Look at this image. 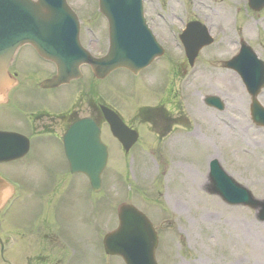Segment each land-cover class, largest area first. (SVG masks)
Segmentation results:
<instances>
[{"label":"rangeland","instance_id":"374dc122","mask_svg":"<svg viewBox=\"0 0 264 264\" xmlns=\"http://www.w3.org/2000/svg\"><path fill=\"white\" fill-rule=\"evenodd\" d=\"M69 1L76 7H81L84 5L82 1L86 0ZM144 1L149 15L161 11L176 24L175 28L181 21L194 16H213L215 24L221 25L223 30L219 31L216 41L218 47L211 49V55L217 53L219 58L226 59L237 50L235 40L241 36L254 42L251 44L255 47V52L264 60V14L258 19L250 17L243 2ZM236 10L241 27L233 24L232 15ZM171 15L178 16L179 19H172ZM160 24L159 35L164 45L169 48L164 61L157 60L138 77L123 69H117L99 82V95L121 115L126 113V107L131 102L136 105L151 104L157 98V90L166 82L165 61L170 58L177 62L182 60L181 51L175 46L172 35ZM104 30V26H99L93 33L84 30L86 41L90 40L93 51L102 50ZM210 48L202 51L199 58ZM25 53L29 55L25 56ZM18 62L21 67H36L38 63L34 54L28 50L18 57ZM205 68L208 71V66ZM210 69L204 76L209 81L208 88L203 86L201 78L198 77L192 84L188 83L185 90L187 108L192 113L195 125L201 127L203 141L196 136L187 140L176 139L174 144L165 148L168 155H164L161 168L159 165L156 168L151 162L148 142L140 146L146 152L143 157L134 155L135 149L131 150L129 156H124L109 134L102 135V140L110 150L105 170L108 180L104 190L96 195L91 194L84 178L76 176L70 182L75 188H68L63 199L64 238L67 247H74L76 255L79 256L75 264L105 263L99 243L105 230L113 225L114 209L125 198L138 202L135 188L145 184L148 186L151 180L143 179H150L146 176L156 174L157 182L153 183L152 189L156 192L159 188L161 191L160 195L157 194V218L161 213L167 216L157 220L160 264H264V221L256 218L254 210L242 206H228L217 196L209 195L203 190L209 158L217 156L221 165L237 182L246 186L256 198L264 199V128L257 127L250 121L245 95L240 97L238 91L242 85L237 76L228 73L229 71L219 72L214 67ZM194 90L196 92L190 94ZM197 90L202 93L227 91L231 100L224 112H218L201 103ZM65 91L67 90H62ZM260 99L264 104V91ZM2 121L10 125L15 123L11 119ZM196 130L198 131L197 128ZM175 160H183V163H173ZM55 161L56 159L50 162ZM12 169H16V165L7 167L6 170L11 172ZM163 170L168 173L165 174ZM138 208L150 217L147 210L139 205ZM24 213L30 216L27 209ZM89 214H92V222L87 224L85 219ZM166 219L171 220L169 224H165ZM160 220H164L161 226ZM110 263L122 264L117 258H112Z\"/></svg>","mask_w":264,"mask_h":264},{"label":"flooded vegetation","instance_id":"af4514ba","mask_svg":"<svg viewBox=\"0 0 264 264\" xmlns=\"http://www.w3.org/2000/svg\"><path fill=\"white\" fill-rule=\"evenodd\" d=\"M161 17H157V26L165 19ZM212 17L205 14L203 18L217 27ZM171 18L179 19L175 15ZM152 22L156 23L155 19ZM27 50L36 57V67L19 65L18 57ZM204 57L200 59L198 55L197 59L204 62L207 59ZM9 71L15 83L6 101L0 103V132L21 137L0 142V145L11 143L16 152L21 150L23 153L17 159L0 161V177L11 185L12 191V198L0 208V264H75L79 256L74 247H67L64 238L63 199L68 188H75L70 182L79 174L69 171L63 137L67 128L82 117L95 122L102 120L96 94L97 80L87 69L81 79L42 87V81L54 76L55 68L27 46L20 48ZM83 78L87 80L84 84ZM65 89L67 91L62 92ZM173 91L172 87L164 88L159 104L154 107L133 104L126 107L123 120L137 132V141L127 153L135 149L133 154L143 157L141 147L154 142L153 152L162 156L166 146H160L161 142L157 146V140L163 141L179 127L182 132L177 135L180 137L193 132L192 127L187 129L190 124L188 114L179 106ZM3 119L15 123H3ZM54 159L55 162H50ZM12 165H16V169L8 172L7 167ZM87 189L91 193V189ZM154 199V203H145L148 209L155 207L157 190ZM25 209L30 216L24 213ZM153 214L157 224V207ZM85 221L90 224L92 214Z\"/></svg>","mask_w":264,"mask_h":264},{"label":"water","instance_id":"95a60500","mask_svg":"<svg viewBox=\"0 0 264 264\" xmlns=\"http://www.w3.org/2000/svg\"><path fill=\"white\" fill-rule=\"evenodd\" d=\"M98 5L99 11L108 21L109 49L105 57L93 59L79 44L77 19L66 0H0V96L8 83L5 79L8 75L7 65L23 43L31 44L42 57L55 62L60 68V75L71 77L79 74L81 63L90 64L99 78L117 67L136 72L162 53L144 25L141 0H98ZM263 5L264 1L251 2L255 10ZM202 43L207 44L209 41ZM195 51H192L191 58ZM227 65L242 74L248 87L264 84V68L254 55L247 57L241 52ZM255 89H250L253 96ZM205 101L222 108L218 99L209 97ZM110 115L111 128L124 142L120 133L122 123L112 113ZM252 118L264 125V109L258 107ZM98 134L96 129L91 132L92 142H83L77 156L74 150L69 151L71 164L90 175L93 185L100 182L99 174L107 157ZM209 181V193L219 195L229 205L260 207L258 218L264 220V201L255 199L247 188L235 182L216 160L210 163ZM119 220V227L104 239L106 251L122 256L127 264H156L154 249L157 236L144 215L130 205H121Z\"/></svg>","mask_w":264,"mask_h":264}]
</instances>
